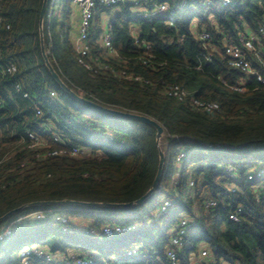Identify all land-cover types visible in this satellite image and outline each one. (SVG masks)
Wrapping results in <instances>:
<instances>
[{
  "label": "trees",
  "instance_id": "1",
  "mask_svg": "<svg viewBox=\"0 0 264 264\" xmlns=\"http://www.w3.org/2000/svg\"><path fill=\"white\" fill-rule=\"evenodd\" d=\"M133 1L138 8L166 5L167 10L158 17H135ZM42 2L0 0V217L24 207L0 223V232H11L0 241V264H22L19 251L25 246L56 259L72 252L91 264H171L168 250L175 252V264H193L192 256L205 246L214 264H264V174L245 179L264 170V85L231 67L224 54L225 44L237 42L241 33L259 36L264 0H123L98 8L84 59L65 31L69 9L65 23L57 24L47 20V4L42 45L61 81L88 101L157 122L163 128L158 143L150 125L93 110L59 88L41 55ZM104 23L116 57L100 46ZM201 32L210 35L208 45L199 39ZM9 63L16 66L13 74L6 72ZM242 80L243 93L234 89ZM175 86L187 93L183 102L167 96ZM195 101L217 109L207 113ZM30 134L46 148L32 147ZM54 135L68 150H85V156H46L61 148ZM159 151L164 164L158 185L131 209L31 206L134 202L151 187ZM179 153L184 157L173 183V158ZM229 167L237 180L233 191ZM208 201L214 205L207 208ZM165 202L170 206L162 212ZM36 212L44 218L16 222ZM183 221L182 243L172 247ZM105 226L125 231L107 237ZM27 264L48 263L31 256Z\"/></svg>",
  "mask_w": 264,
  "mask_h": 264
},
{
  "label": "built area",
  "instance_id": "2",
  "mask_svg": "<svg viewBox=\"0 0 264 264\" xmlns=\"http://www.w3.org/2000/svg\"><path fill=\"white\" fill-rule=\"evenodd\" d=\"M123 0H73L74 5L76 6L77 11V21H76V38H75V50L76 53L80 55L81 58L88 57L90 50L88 45V38L90 35L91 28L95 22V14L98 8H111L118 5ZM224 4H228L230 0H223ZM56 0H48V10L49 7H55ZM133 5H135L134 15L135 17L147 18V17H158L164 14L167 10L166 5L155 6L151 10H147V8H138V2L133 1ZM61 6V5H60ZM59 7V6H58ZM49 13H47V18L50 19ZM72 34V31L69 32V35ZM199 39L202 41L203 45H208L211 41V37L207 32H201L199 34ZM261 40L264 41V26L259 30V36H255L253 33L240 34L237 42H227L224 46V54L228 58V64L234 69L240 70L246 76L254 78L259 84L264 85V71L261 72L253 63L256 61L264 70V47L261 44ZM99 43L102 49L110 56L116 57V51L112 48L111 44V35L109 33V24L104 23L101 27V32L99 36ZM135 45H139L138 39L134 40ZM146 50L149 49V46H145ZM46 55L49 54L48 51H45ZM252 59V61H251ZM80 64L87 70L92 71V66L90 63L85 62L84 60L80 61ZM6 72L8 74H13L16 72V66L12 63L6 65ZM122 76H125L123 73ZM135 80H140L139 78ZM245 81L242 80L239 85H237L234 89L238 92H245L246 86ZM17 91H20V86H15ZM54 96V93H51V97ZM167 96L173 99L178 100L179 102H183L187 93L178 86L171 87L167 91ZM23 98L28 99L27 94H23ZM194 105L207 113H211L217 109L215 104H203L197 101L194 102ZM29 138L33 141L32 147H43L46 148L35 136L29 135ZM54 141L57 142L61 148L59 150L51 151L46 153V156H70L74 158H79L85 156V150L65 147L64 143L60 142V139L57 135H54ZM38 157V156H37ZM184 157L182 153L181 158ZM228 178L231 182L230 188L232 191L235 190V175L233 174V170L229 167L227 168ZM264 174V170L257 171L256 173H248L245 177L247 181H254L255 177H259ZM192 185V183L190 184ZM206 207H211L214 205L213 202H206ZM170 206V203L165 202L164 206L161 208V211L164 212L167 207ZM237 213L241 212L240 209L236 211ZM44 218V213L36 212L31 213L25 217L19 218L16 222L21 223L24 220L27 221H35L41 220ZM232 221H238L236 215L231 216ZM186 222L183 221L179 226V231L174 234L171 238V246L175 248H179L183 236L186 230ZM125 231V229L119 227H108L105 226L103 229V235L107 237H112L114 235H120ZM9 230L0 232V241H2L6 236L10 235ZM130 254H135L134 252ZM167 257L171 264H175L177 260V256L173 250L167 251ZM20 259L22 264H27L28 259L33 256L41 261H44L48 264L53 262H60V264H91L92 261H86L78 257V255H68L65 256L62 260L56 259L54 256L50 255L48 251L39 248V247H26L23 248L20 252ZM66 260V261H65ZM194 264H214V261L207 249H201L196 257H193Z\"/></svg>",
  "mask_w": 264,
  "mask_h": 264
},
{
  "label": "water",
  "instance_id": "3",
  "mask_svg": "<svg viewBox=\"0 0 264 264\" xmlns=\"http://www.w3.org/2000/svg\"><path fill=\"white\" fill-rule=\"evenodd\" d=\"M47 4H48V0H43L41 8H40V12H39V16H38V27H39V39H40V47H41V55L44 61L45 66L47 67L49 74L51 75L52 79L55 81V83L59 86V88L65 92L68 96H70L72 99H74L75 101H78L79 103H82L84 105H86L87 107L99 111L101 113L104 114H109V115H113V116H117V117H123V118H128V119H136L139 120L145 124L150 125L151 127H153L156 130V142H159V139L161 137V135L163 134V128L155 121H153L152 119H149L147 117L141 116V115H136V114H131V113H126V112H122V111H116V110H112V109H108L105 108L103 106H100L96 103H93L91 101H88L84 98H82L81 96H79L78 94L74 93L71 89H69L59 78V76L57 75V73L53 70V68L51 67L48 59H47V55L45 53V50L43 48L42 45V41H43V35H42V24H43V18H44V14L46 12V8H47ZM159 155V159H158V166L156 169V173H155V177L154 180L151 184V187L149 188V190L139 199H137L134 202L131 203H125V204H99V203H87V202H76V201H43V202H35L32 203L31 206H40V207H45V206H67V205H75V206H82V207H97V206H102V207H108V208H120V209H131L134 206L140 205L141 203H143L146 199H148L155 191V188L158 185V182L161 178L162 175V168H163V164H164V156L162 154L161 151H159L158 153ZM24 207H18L15 208L9 212H7L6 214H4L3 216L0 217V223L5 220L6 218L10 217L13 214H16L18 212H20Z\"/></svg>",
  "mask_w": 264,
  "mask_h": 264
},
{
  "label": "rangeland",
  "instance_id": "4",
  "mask_svg": "<svg viewBox=\"0 0 264 264\" xmlns=\"http://www.w3.org/2000/svg\"><path fill=\"white\" fill-rule=\"evenodd\" d=\"M68 1L69 0H56L55 7L54 8L53 7H49V10H47L49 15L51 16L50 19L47 18V20L56 19L57 24L65 23V16H66V13H68L67 9H69V11H70V14H69L70 23L69 24L66 23L65 31L68 32L67 30H70V31L73 30L72 33H75L73 20L77 19L76 6L74 5L73 2L71 3V5L69 4V6H68ZM164 147L167 148V149L170 148L168 145H165ZM181 156H182V153H179L176 157L173 158V163L177 165L176 171H175L174 176L172 177V180H171V182H173V183H174V181H176L178 179V177H180V170H181V165H180L181 161L180 160L182 159ZM189 184H191V182ZM74 221L76 223H78V224H82L83 223L81 219H75L74 218ZM79 227H80V229H82V227L86 228V226H81V225H79ZM22 246L23 245H19L18 248L20 249V248H22ZM26 247L27 246H25L23 248H26ZM22 249L19 251V255H20V252L22 251ZM70 255H74V253L70 252ZM64 256L65 255H62L61 253H59L57 255L58 260H62L64 258Z\"/></svg>",
  "mask_w": 264,
  "mask_h": 264
},
{
  "label": "crops",
  "instance_id": "5",
  "mask_svg": "<svg viewBox=\"0 0 264 264\" xmlns=\"http://www.w3.org/2000/svg\"><path fill=\"white\" fill-rule=\"evenodd\" d=\"M75 16H76V15H75ZM76 21H77V19L73 20V22H74V31H75V32H76ZM72 32H73V30H72ZM70 36L73 37V39L75 40V38H76L75 33H72ZM201 249H206V247H205V246H202ZM193 257H196V256H192V261H193V264H194L195 262H194V260H193Z\"/></svg>",
  "mask_w": 264,
  "mask_h": 264
}]
</instances>
